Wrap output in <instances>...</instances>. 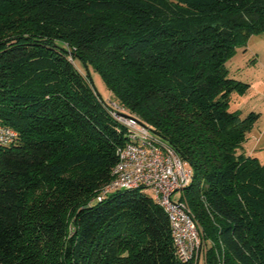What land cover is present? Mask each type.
Returning a JSON list of instances; mask_svg holds the SVG:
<instances>
[{"label":"trees","instance_id":"16d2710c","mask_svg":"<svg viewBox=\"0 0 264 264\" xmlns=\"http://www.w3.org/2000/svg\"><path fill=\"white\" fill-rule=\"evenodd\" d=\"M261 33L264 0H0V124L18 134L0 148V264H264L258 115L229 109L248 85L226 66ZM110 104L191 170L196 261L142 188L98 200L127 141Z\"/></svg>","mask_w":264,"mask_h":264},{"label":"built area","instance_id":"2783aa9c","mask_svg":"<svg viewBox=\"0 0 264 264\" xmlns=\"http://www.w3.org/2000/svg\"><path fill=\"white\" fill-rule=\"evenodd\" d=\"M110 106L114 119L126 130L127 141L115 150L117 161L111 171L112 181L102 189L98 200L116 190L142 188L166 212L178 258L196 261L201 242L194 217L183 202L173 198L189 184L191 170L147 127L117 105ZM17 136L15 130L0 124V148L12 144Z\"/></svg>","mask_w":264,"mask_h":264},{"label":"rangeland","instance_id":"374dc122","mask_svg":"<svg viewBox=\"0 0 264 264\" xmlns=\"http://www.w3.org/2000/svg\"><path fill=\"white\" fill-rule=\"evenodd\" d=\"M226 66L230 78L248 85L244 93L232 95L229 109L240 110L242 117L251 112L258 115L244 146L247 153L264 164V33L251 36L245 47L237 48ZM91 77L102 99L110 100L112 96L100 75L92 71ZM179 196L178 192L173 198ZM198 264H205L203 255Z\"/></svg>","mask_w":264,"mask_h":264},{"label":"crops","instance_id":"0c3cea01","mask_svg":"<svg viewBox=\"0 0 264 264\" xmlns=\"http://www.w3.org/2000/svg\"><path fill=\"white\" fill-rule=\"evenodd\" d=\"M249 154V153H248ZM250 155V154H249Z\"/></svg>","mask_w":264,"mask_h":264}]
</instances>
